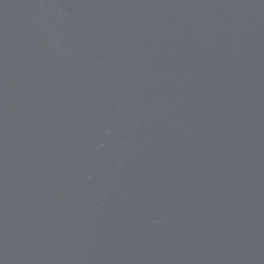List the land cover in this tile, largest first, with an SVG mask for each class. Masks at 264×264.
<instances>
[{"label": "water", "instance_id": "1", "mask_svg": "<svg viewBox=\"0 0 264 264\" xmlns=\"http://www.w3.org/2000/svg\"><path fill=\"white\" fill-rule=\"evenodd\" d=\"M0 264H264V0H0Z\"/></svg>", "mask_w": 264, "mask_h": 264}]
</instances>
